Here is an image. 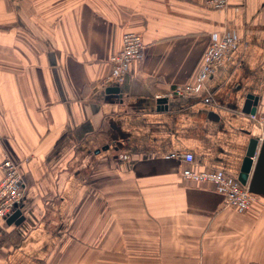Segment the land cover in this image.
I'll return each instance as SVG.
<instances>
[{
    "label": "crops",
    "instance_id": "1",
    "mask_svg": "<svg viewBox=\"0 0 264 264\" xmlns=\"http://www.w3.org/2000/svg\"><path fill=\"white\" fill-rule=\"evenodd\" d=\"M229 4L0 0V164L25 183L24 222H0V264H264V196L239 213L182 174L238 179L252 142L253 170L264 147V0ZM127 32L144 58L108 93ZM225 32L239 44L203 92L158 102L195 82Z\"/></svg>",
    "mask_w": 264,
    "mask_h": 264
},
{
    "label": "built area",
    "instance_id": "2",
    "mask_svg": "<svg viewBox=\"0 0 264 264\" xmlns=\"http://www.w3.org/2000/svg\"><path fill=\"white\" fill-rule=\"evenodd\" d=\"M202 4L215 11L229 8V0H189ZM239 38L229 32L217 35L205 51L198 67L196 80L192 84L179 85L165 94L155 96L158 101L192 98L203 92L209 79L229 58L231 52L239 44ZM145 43L141 34L127 32L123 36L122 49L110 59L111 74L104 82L105 87H120L125 83L131 66L144 58ZM264 130V117H253ZM185 165L194 161L192 154L178 156ZM256 158H254L255 160ZM2 180L0 182V222L7 220L19 207L24 198L25 183L20 165L7 156L0 164ZM183 177L189 181L208 183L224 198L225 206L239 213H245L259 202L249 187L242 186L236 178L220 172H203L185 167Z\"/></svg>",
    "mask_w": 264,
    "mask_h": 264
},
{
    "label": "water",
    "instance_id": "3",
    "mask_svg": "<svg viewBox=\"0 0 264 264\" xmlns=\"http://www.w3.org/2000/svg\"><path fill=\"white\" fill-rule=\"evenodd\" d=\"M108 93L117 94L120 92V88H111L107 90ZM161 104L167 101H158ZM257 99L250 96L245 106V113L254 116L257 112ZM258 142L253 141L248 152L247 158L244 162L238 181L242 186L249 187L250 191L255 195L264 196V147L260 151L257 157V163L253 170L256 157ZM99 153V152H98ZM25 218L22 216L20 210H16L8 219V224H14L20 226L24 222Z\"/></svg>",
    "mask_w": 264,
    "mask_h": 264
}]
</instances>
